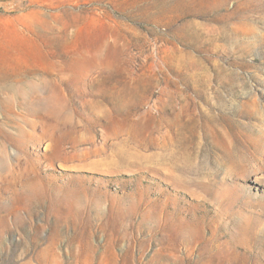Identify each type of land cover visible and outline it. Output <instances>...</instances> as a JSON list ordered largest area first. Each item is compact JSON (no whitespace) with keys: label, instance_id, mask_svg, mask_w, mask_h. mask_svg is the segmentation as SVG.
Wrapping results in <instances>:
<instances>
[{"label":"rangeland","instance_id":"rangeland-1","mask_svg":"<svg viewBox=\"0 0 264 264\" xmlns=\"http://www.w3.org/2000/svg\"><path fill=\"white\" fill-rule=\"evenodd\" d=\"M0 264H264V0H0Z\"/></svg>","mask_w":264,"mask_h":264},{"label":"bare ground","instance_id":"bare-ground-1","mask_svg":"<svg viewBox=\"0 0 264 264\" xmlns=\"http://www.w3.org/2000/svg\"><path fill=\"white\" fill-rule=\"evenodd\" d=\"M189 2H191V0H188ZM225 138V137H224ZM223 138V139H224ZM217 139V138H215ZM219 140H222V139H219ZM234 140V139H233ZM232 140V141H233ZM226 141V140H225ZM219 142V141H218ZM235 142V141H234ZM224 143V142H223ZM222 143V144H223ZM221 145V149L222 147V144L219 143ZM226 144V142H225ZM234 144V143H233ZM226 146H224L225 148ZM232 148V147H231ZM230 148V149H231ZM238 148V147H237ZM229 149V146L228 148L226 149V151ZM234 150V149H232ZM237 150V149H236ZM243 150V149H242ZM231 152V150H228V152ZM227 152V153H228ZM229 152V153H230ZM237 152V151H236ZM240 152V151H239ZM226 156V155H225ZM229 157V159L231 160H234L236 163H241V159H239V155L237 154L236 156L232 155L231 153L227 155ZM246 157V156H245ZM246 159V158H245ZM245 162V161H244ZM243 164V162H242ZM163 198H167L164 194H163V197L159 199V210H162V216L164 217V221L167 223V224H173L175 225V227L173 228V233L171 234L170 236V247L169 246H166L163 241H161L160 243L163 245L161 248H159L157 250L158 253H160L161 255H165V251L170 249L172 250L173 252L177 250V248L179 246H184L187 250V252H192L194 251L195 249H199L200 247H204L206 246L205 248H208L210 250H213L214 247L211 246L209 243V241L211 240V238H201L199 235L195 234V231L192 229L193 227H196V222H199L201 225L202 224H211V220H205L204 222L200 220L199 217L193 215V217L191 218V221H188V222H178L177 223V219L179 218V214L177 213V208L176 207H173L169 204L168 200H165ZM227 208V207H226ZM224 209V208H223ZM225 211V210H224ZM199 216V215H198ZM219 217H221L220 215H218ZM168 217V218H166ZM170 218V219H169ZM166 225V224H164ZM169 226H172V225H169ZM203 236V235H202ZM214 236V235H213ZM216 239V238H215ZM209 242V243H208ZM168 247V248H167ZM216 247V246H215ZM237 249V248H236ZM232 251H228V252H225V253H221V254H217V255H214L212 256L214 259L218 260L220 263H224V262H228V261H232V258H233V254L234 253V249H230ZM221 251H224V250H221ZM167 256V255H166ZM213 260V259H212ZM215 262V261H214Z\"/></svg>","mask_w":264,"mask_h":264}]
</instances>
